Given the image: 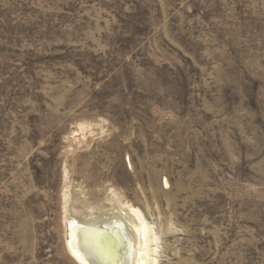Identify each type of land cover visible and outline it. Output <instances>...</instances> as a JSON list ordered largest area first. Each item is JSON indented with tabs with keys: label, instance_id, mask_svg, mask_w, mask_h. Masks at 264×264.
Wrapping results in <instances>:
<instances>
[{
	"label": "rangeland",
	"instance_id": "obj_1",
	"mask_svg": "<svg viewBox=\"0 0 264 264\" xmlns=\"http://www.w3.org/2000/svg\"><path fill=\"white\" fill-rule=\"evenodd\" d=\"M125 211L147 264H264V0H0V264Z\"/></svg>",
	"mask_w": 264,
	"mask_h": 264
},
{
	"label": "bare ground",
	"instance_id": "obj_2",
	"mask_svg": "<svg viewBox=\"0 0 264 264\" xmlns=\"http://www.w3.org/2000/svg\"><path fill=\"white\" fill-rule=\"evenodd\" d=\"M130 212L131 211L129 212L125 211L118 214L112 213L108 218L104 219L105 221H99L96 223L94 221L84 222V220L81 222V224L79 223L75 224V222H70L71 225H76V227L79 228L86 227V228H93L94 230L95 229L107 230L105 233H100L98 230H97L98 232L96 231L91 232L89 230L86 232L85 230L75 231L74 242H73L75 245V250L87 264H147L149 260L148 258L149 255H148V250H146V243H148L149 241L148 235L150 231L148 230L150 228L147 229L148 227L142 216L139 217L138 215L134 217V215ZM112 223H115L116 227H114ZM117 225L123 226L126 229L127 233L129 232L128 238H130L131 235L133 236V239L135 238L137 240V243L136 241H134L133 243L132 240L130 242V246L132 248L131 257H129L131 258L130 261L129 258L126 256L127 251L126 254H124L125 245L123 246L122 241L119 240L118 235L115 232L116 228L119 229ZM124 237L127 236L124 235ZM142 242L145 243V246L143 247H141ZM135 243L138 246H136ZM68 249L72 254L70 248ZM73 258L77 260L75 256H73ZM126 259L128 262L126 261ZM78 263L82 264L79 261Z\"/></svg>",
	"mask_w": 264,
	"mask_h": 264
},
{
	"label": "water",
	"instance_id": "obj_3",
	"mask_svg": "<svg viewBox=\"0 0 264 264\" xmlns=\"http://www.w3.org/2000/svg\"><path fill=\"white\" fill-rule=\"evenodd\" d=\"M79 231V230H85L86 231H96V232H100V233H105L107 230H98V229H93V228H79V227H76V225H69L68 227V248H70V250L72 251V255L75 256L77 258V260L82 263V264H87L80 256L79 254L77 253V251L75 250V245H74V233L75 231ZM98 230V231H97ZM115 232L117 233L118 235V238L119 240L122 241L123 243V246L125 245V248H124V254H126V251H127V255H128V243H127V240L125 239L124 235L120 232V229L116 228ZM113 235V234H112ZM127 261V259H126ZM128 262V261H127Z\"/></svg>",
	"mask_w": 264,
	"mask_h": 264
}]
</instances>
